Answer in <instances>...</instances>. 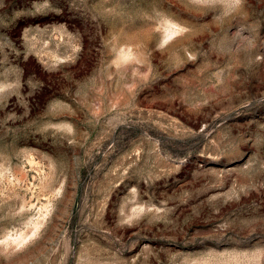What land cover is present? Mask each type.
<instances>
[{
    "label": "rangeland",
    "instance_id": "1",
    "mask_svg": "<svg viewBox=\"0 0 264 264\" xmlns=\"http://www.w3.org/2000/svg\"><path fill=\"white\" fill-rule=\"evenodd\" d=\"M0 264H264V0H0Z\"/></svg>",
    "mask_w": 264,
    "mask_h": 264
}]
</instances>
